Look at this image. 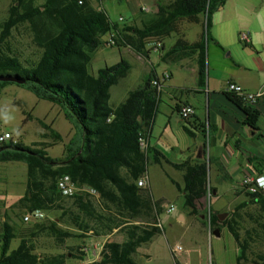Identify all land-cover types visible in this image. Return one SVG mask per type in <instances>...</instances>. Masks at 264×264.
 Returning <instances> with one entry per match:
<instances>
[{
	"label": "trees",
	"instance_id": "1",
	"mask_svg": "<svg viewBox=\"0 0 264 264\" xmlns=\"http://www.w3.org/2000/svg\"><path fill=\"white\" fill-rule=\"evenodd\" d=\"M8 1L9 15L0 24V77H16L26 83L0 81V96L7 85L21 86L39 100L61 107L74 129L60 158L50 157L46 148L38 149L21 142L0 144V162L27 165V194L15 208L22 212L50 211L57 202L71 198L78 211L72 214L71 222L81 231H92L97 237L108 235L114 229L125 233L124 242H107L100 260L94 264H137L134 254L163 231L159 226L162 201L152 197L150 188L138 185L151 164H162L165 159L158 150L149 146L145 153L140 146V137L149 133L157 112L159 99L152 80L158 75L151 73L121 104L112 107L111 88L130 70L129 62L121 59L115 65L99 69L97 74L90 71V66L99 48H120L123 38L131 44L129 29L113 23L103 9L95 8L89 0H83L82 4L80 0ZM225 2L176 0L160 10L162 18L155 26L180 19L197 20L202 16L205 19L203 38H206L213 14L223 8ZM21 26L27 27L32 45L40 52L37 60L24 63L12 49L13 32ZM166 29L161 28L160 32ZM135 32L141 39L150 34L147 30L136 29ZM110 35H115L116 45L104 40ZM179 51H185L186 56L198 55V82L204 85L205 41L183 45ZM227 95L245 113L244 124L258 130L260 112L243 105L236 96ZM54 135L62 140L58 134ZM173 166L184 174L183 187L172 181L184 198V209L196 217L205 215L201 222L207 226L204 200L211 188L208 162L187 160ZM64 176H70L78 187L98 193L100 203L97 205L89 193L65 196L58 188V180ZM241 191L247 200L238 204L222 223L219 213L211 207L210 229L214 232L227 228L238 247L236 264H249L247 253L251 241L264 235V196L260 191ZM250 205H256L259 214L256 218L252 216L255 226L247 228L246 237H242L241 212ZM42 233L52 234L61 243L73 236L50 219L35 222L28 228L6 220L0 232V264H67V255L39 256L36 253L34 239ZM17 238L21 242L11 250ZM74 258L76 256L71 259ZM259 260L254 264H264V255L259 256ZM175 262L181 264L177 259Z\"/></svg>",
	"mask_w": 264,
	"mask_h": 264
},
{
	"label": "crops",
	"instance_id": "2",
	"mask_svg": "<svg viewBox=\"0 0 264 264\" xmlns=\"http://www.w3.org/2000/svg\"><path fill=\"white\" fill-rule=\"evenodd\" d=\"M89 1L95 8L100 9L92 0ZM120 1L126 6L125 14L120 16L124 18V21H121L123 25L120 27L126 26L129 29L127 33L132 38L131 44L123 38L122 46L118 48L121 56H128L127 61L130 64V70L122 78L134 75L142 84L151 73L158 76L164 73L171 75L170 81L160 96L157 112L148 134L149 146L161 152L165 159L162 164L150 166L159 167L171 182L175 181L183 187L184 174L173 165L187 160H206L209 164V184L212 195L218 197L229 194V181L232 183L233 194L239 193L243 180L248 176L259 174L258 171L264 168V101L259 111L258 130H254L244 124L246 115L229 98L226 87L229 82H235L250 92L264 90V0H226L224 7L213 14L206 38H203L205 19L202 16H199L197 20L180 19L171 24L162 23L155 26L162 18L160 10L170 6L176 0ZM146 3L152 4L153 8H147ZM160 27L167 29L160 32ZM136 29L147 30L150 34L147 38L141 39L136 34ZM243 32L250 36L251 41L248 44L241 41L240 34ZM203 40L205 41L206 80L201 86L198 82V55L186 56L185 51L181 53L179 49L183 45H192ZM157 42L162 43L161 49H158ZM156 54L158 56H155ZM157 59L163 65L155 61ZM106 66L112 65L106 63ZM183 105H190L195 109V115L189 120H183L179 113ZM50 114H54L52 119H49ZM43 116L50 120V125H44L46 130L41 129V132H37L41 138L32 142L31 147L46 148L50 157L60 158L64 151L61 155L53 157L49 154V148L63 144L65 149V144L74 134L73 126L65 117L61 107L56 104H52ZM59 117H64L70 123L67 132L54 129ZM32 119L33 115L30 114L24 123ZM36 119L42 122L39 117ZM54 133L61 136L62 140L60 141ZM11 134L16 142L26 145L18 134ZM10 163L15 162H0V190H2L0 191V208L3 213H6L10 207L16 209L15 205L27 194V181H22L23 187L19 194L13 192L15 195L10 201L5 198L9 189L12 190L9 184L15 176H4L3 170L9 167L20 169L16 165L10 166ZM150 168H148L147 176L148 188L151 190L154 180L149 173ZM90 196L94 202L96 200L100 203L99 194ZM220 210L222 208L213 211L219 213V216L225 220L229 213L225 215L219 212ZM183 211L181 215L189 219L191 224L195 223L196 216L188 210L183 209ZM44 212L46 219L54 220L59 229L69 231L73 236L61 243L52 234L42 233L34 239L36 253L39 256L67 255L69 256L67 264H94L100 260L101 252L107 242L122 243L126 240H115V235L120 232L118 229L100 237L95 236L92 231L87 233L81 231L71 222L72 214L78 213L74 200L71 198L57 202L50 211ZM206 212H208L207 209ZM181 215L178 217L180 218ZM200 219L204 220L205 215H201ZM5 221L4 218L3 223ZM160 223L163 229L162 221ZM223 229L227 228L220 230V236ZM43 235L53 240L52 243L49 242V252L39 250L38 241ZM16 240L19 246L21 239ZM139 249L134 256H138ZM147 253L150 256L148 251ZM72 256L76 258L71 261ZM80 256L85 257L80 260Z\"/></svg>",
	"mask_w": 264,
	"mask_h": 264
},
{
	"label": "rangeland",
	"instance_id": "3",
	"mask_svg": "<svg viewBox=\"0 0 264 264\" xmlns=\"http://www.w3.org/2000/svg\"><path fill=\"white\" fill-rule=\"evenodd\" d=\"M92 1L97 7L107 12L113 23L119 26L123 25L119 18L125 14L124 10L126 6L124 3H121L120 0ZM146 6L149 9L153 8L150 3H146ZM9 7L10 1L3 0L0 2V24L7 19ZM107 39L108 36L104 37V40ZM11 42L12 49L17 51L24 63L25 61L37 60L40 56V52L31 43L26 26H21L13 32ZM155 56H158V54ZM121 59L127 60L129 58L128 56H121L118 48L103 46L96 51L90 66V71L97 73L101 67H105L106 63L107 65H113L119 63ZM155 61H158V63L161 62L158 59ZM160 65H163V63L161 62ZM140 83L134 75L126 78L120 77L118 84L111 88L110 105L117 107L126 99L130 91L141 85ZM52 104L48 101L39 100L33 93L21 86L15 84L7 85L0 96V131L18 134V137H21L26 145L31 146L32 142L40 140L39 131L41 132V129L42 131L46 130L45 127L50 125V120L44 118L43 114L47 109L49 110ZM30 114L33 115V119L24 123L26 117ZM53 115L50 114L49 119H52ZM38 117L42 122L36 119ZM44 125L46 126L44 127ZM69 126L70 123L64 117H59L56 120L54 129L67 132ZM63 151V144L49 148V154L53 157L61 155ZM10 164V166H19L22 170L13 167L3 170L4 176H15L9 184L12 190L9 189L8 194H5V198L8 201L13 199L12 196L19 194L22 190L23 186L21 182L27 181V165L20 162ZM149 173L154 180L152 189L150 190L151 195L155 200L162 201L163 213L160 215V219L164 228L161 234L155 236L149 244L139 249L140 253L138 256H134L136 263L176 264L175 260L177 259L181 264H236L238 247L228 229H223L221 236L217 237L213 235L214 232L211 231L209 222L206 226L201 222L200 217H196L194 219L195 223L191 224L189 219L181 215L184 212V198L176 186L165 176L159 167L152 166ZM231 187L232 183L229 181V194L218 197L211 195V198L207 196L204 200L205 208L208 210L209 205L210 209L212 207L213 210L222 208L219 212L225 215L229 213L230 216V213L235 211L238 204L247 200L246 195L242 191L233 194ZM240 188L242 189V186ZM95 203L97 205L99 204L96 200ZM170 205L174 206L175 211L168 214L166 210ZM24 214L25 212L12 207L6 213H3L0 208V232L3 227L4 218L10 224L18 227L30 226L33 222L25 223ZM258 214L259 209L256 205H250L241 212L243 220L241 221L242 229L240 233L242 237H246L247 228L255 226L252 216L256 218ZM179 215H181L180 218L178 217ZM227 217L228 215L225 219ZM208 235L211 236L208 237ZM114 238L116 241H123L126 239V236L124 232L120 231ZM254 238L255 240L251 241V247L247 253L249 264L259 262V256L264 255V235L261 238ZM180 239H183L182 242H178ZM49 242L52 243L53 240L51 241L49 237L43 235L38 241L39 250L49 252ZM18 243V240H13L11 250L16 249ZM176 247H179L177 252L175 251ZM147 251L150 256H148Z\"/></svg>",
	"mask_w": 264,
	"mask_h": 264
},
{
	"label": "built area",
	"instance_id": "4",
	"mask_svg": "<svg viewBox=\"0 0 264 264\" xmlns=\"http://www.w3.org/2000/svg\"><path fill=\"white\" fill-rule=\"evenodd\" d=\"M80 4L83 3V0L79 1ZM147 10V9H146ZM120 21H124V18H120ZM241 41L244 44H248L251 39L248 33L243 32L240 34ZM108 42L111 45L117 44V39L115 35H110L108 37ZM158 49L162 48V43L157 42ZM171 75L169 73H164L160 76H157V78L152 80L153 86L156 88L158 99H160V96L162 95L164 88L166 84L170 81ZM227 94H232L236 96L239 101L243 103V105L253 108L255 110L260 111V107L262 102L264 101V90L261 89L256 92H250L245 90L241 85L235 83V82H229L226 87ZM179 113L183 120H189L191 117L195 115V109L190 105H183L180 107ZM110 121V119L108 120ZM148 134H143L140 137V146L143 152H147L149 148V140H148ZM9 142L17 143L14 140V137L11 133L8 132H2L0 131V144H7ZM139 187L141 188H148V176H144L141 178L138 182ZM58 188L62 191V193L65 196L72 197L76 195H81L84 193H89L94 196H98V193H96L93 190H89L84 187H78L70 178V176H64L58 180ZM242 189L247 191H260L264 196V170L262 173H259L255 176H248L246 177L242 182ZM212 190L209 188V198H211ZM175 211V208L173 205H170L166 212L168 214H171ZM210 205L208 209V222L210 226ZM46 213L43 210L36 209L33 211H29L24 216V222L25 223H32V222H38L43 221L46 219ZM161 227V224H159ZM179 247L175 248V251L177 252Z\"/></svg>",
	"mask_w": 264,
	"mask_h": 264
},
{
	"label": "water",
	"instance_id": "5",
	"mask_svg": "<svg viewBox=\"0 0 264 264\" xmlns=\"http://www.w3.org/2000/svg\"><path fill=\"white\" fill-rule=\"evenodd\" d=\"M0 81H5V82H16V83H18V84H25L26 83V81L25 80H21V79H18V78H16V77H0ZM22 151H26V150H22ZM203 218H204V216H203ZM221 218V217H220ZM223 218H221V223L223 222ZM214 235H216V236H220V229H216L215 231H214Z\"/></svg>",
	"mask_w": 264,
	"mask_h": 264
},
{
	"label": "flooded vegetation",
	"instance_id": "6",
	"mask_svg": "<svg viewBox=\"0 0 264 264\" xmlns=\"http://www.w3.org/2000/svg\"><path fill=\"white\" fill-rule=\"evenodd\" d=\"M220 217L223 218L222 216H219V221H221V218H220ZM223 219H224V218H223ZM223 221H224V220H223Z\"/></svg>",
	"mask_w": 264,
	"mask_h": 264
}]
</instances>
